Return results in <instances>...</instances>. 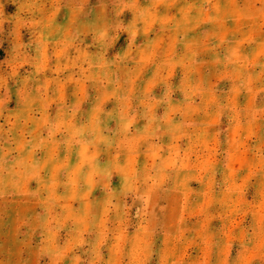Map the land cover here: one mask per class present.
Wrapping results in <instances>:
<instances>
[{
  "label": "rangeland",
  "instance_id": "rangeland-1",
  "mask_svg": "<svg viewBox=\"0 0 264 264\" xmlns=\"http://www.w3.org/2000/svg\"><path fill=\"white\" fill-rule=\"evenodd\" d=\"M0 264H264V0H0Z\"/></svg>",
  "mask_w": 264,
  "mask_h": 264
}]
</instances>
